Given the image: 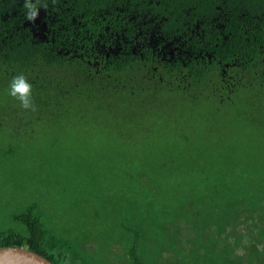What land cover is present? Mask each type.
Segmentation results:
<instances>
[{"label": "trees", "instance_id": "trees-1", "mask_svg": "<svg viewBox=\"0 0 264 264\" xmlns=\"http://www.w3.org/2000/svg\"><path fill=\"white\" fill-rule=\"evenodd\" d=\"M23 5L0 0V131L6 124L13 135L55 139L44 153L55 175L42 172L38 195L50 185L40 199L50 206L64 191L65 232L83 225L77 236L97 237L95 254L74 246L81 264H146L142 239L167 229L198 234L213 262L264 264V0H38L34 20ZM20 74L33 85L34 110L9 95ZM210 101L229 105L227 127L215 108L201 109ZM233 122L249 127L247 137L232 134ZM91 202V213L75 208ZM37 203L12 218L19 229L0 232V247L77 264L67 262L68 241L49 235ZM120 232L118 253L106 245Z\"/></svg>", "mask_w": 264, "mask_h": 264}, {"label": "rangeland", "instance_id": "rangeland-1", "mask_svg": "<svg viewBox=\"0 0 264 264\" xmlns=\"http://www.w3.org/2000/svg\"><path fill=\"white\" fill-rule=\"evenodd\" d=\"M164 49H168L167 53H170L172 51L171 45L169 44L164 47ZM155 50V49H154ZM156 51V50H155ZM4 104V103H3ZM2 104V105H3ZM215 104V106H214ZM180 105V103H179ZM178 105V107H179ZM13 107H19V104H14ZM215 108L216 113L219 114L220 119L217 118L218 124L223 123L224 127H227L226 121V112L229 110L228 104H221L218 105L214 101H210L204 104V107L201 109H209V108ZM22 108V107H21ZM232 108V107H230ZM232 110V109H231ZM233 111L235 113V109L233 108ZM17 121L23 122V118L19 117ZM45 122H49L53 124V118L47 117ZM27 123V122H26ZM235 122L230 124L229 130H232V134H238L239 132L247 137L246 132H249V127L244 128L243 126H237L236 124L233 126ZM8 127L16 126L21 127V124L16 125L10 123V121L7 122ZM6 125V124H5ZM3 126L4 130L7 128V126ZM217 125V124H216ZM2 128V132L0 133V232H7L9 229L13 228L14 230L19 229L18 223L13 222L12 218L17 214H20L22 211V207L26 205V203L34 204L35 202H38V214L41 217V220L44 225L47 226V230L49 235L54 236V238H57L59 234L62 236L64 241H68V245L71 247L69 249V258L67 259V262L71 263H77L81 264V257L79 256L78 252H76V249L74 246H76L79 249V246H86L87 244V250L91 251V253H87L88 255L95 254L94 253V247L97 246V237L93 236V238H90L88 241L84 237H86L85 234L82 235V238L77 236V233L80 231L84 232L85 230L88 231V227H85L83 225H79L77 231H71V232H65L66 228L71 227L72 225L69 223L70 218L72 217L71 214L68 215V212H66L65 215H63V203L67 202L63 201L65 198L64 191L60 192L61 195L56 200H52L51 205L48 206L45 203H41L40 199L45 198L47 196H50L52 192L54 191L53 188L50 185H47L44 189V195H38V188L37 185L45 184L47 181V176L42 173H48L47 175L54 176L55 169L53 168L51 172H48V170L45 168V156L44 153L49 152V149L51 148V145L54 142V140H49L47 144H45L46 140L49 139L50 136L48 135H38L35 133H26L25 135L19 133V130L16 135H13L12 132L7 133ZM225 130V128H224ZM64 127H61L60 133H63ZM231 135V134H230ZM38 137L40 138V141L38 140ZM31 141L33 142L32 145ZM254 144H257V141H253ZM208 146V144H205ZM52 155V153H51ZM51 155H49L48 158H51ZM44 158V160H43ZM50 160V159H49ZM51 161H55V159H51ZM58 161V160H57ZM32 173V175H28L30 178L33 179L34 182H32L31 185L28 187L23 186L21 181L25 180L28 176L23 177L26 174ZM46 177V178H45ZM53 179V178H51ZM108 188H102L100 189V193L104 195V191ZM84 200V199H83ZM107 202V201H106ZM109 202V201H108ZM76 205L75 208L81 209L82 213H91L95 211L96 206L95 203L91 202L89 205ZM76 210V209H75ZM99 218H103L101 212L99 211ZM199 211L196 214H192V219L194 222L198 224V218H199ZM208 212H205L207 214ZM115 219H117V226L120 224L119 222V216H116ZM208 219L205 217H202L201 221H207ZM133 223L132 221H129L128 224ZM16 224V225H14ZM127 224V225H128ZM92 227L95 228V224H92ZM187 228H191L190 225H186ZM214 228V227H212ZM137 230V229H136ZM136 230L134 231V228L131 229V232L135 235ZM123 233V232H122ZM121 234V232H120ZM118 235L111 236L110 238H107L109 243L106 245V247L112 248L113 251H116L118 253L122 252L120 251L121 244H119L117 239H123V236H126L121 234V238L116 237ZM141 236H143L141 234ZM197 235L194 233L188 234L187 230H184L183 232H180V229L174 234H169V229H167L165 232H162L159 237L154 235L153 237L150 236L145 241H141L143 245L141 246L143 249L141 252L147 254L146 264H221V262H224L225 259H219L217 262H213L214 256L211 255L210 258L206 254V249H204V245H201L200 242L204 241V239L198 238ZM84 238V239H83ZM114 239L113 242L109 241ZM117 240V241H116ZM138 236H137V242H138ZM87 241V242H86ZM103 242L104 240H99ZM163 242H166L163 244ZM198 242V244H197ZM229 242L233 243V239L229 238ZM172 244V248H168L169 244ZM99 244V243H98ZM104 248H103V247ZM100 247L99 253H102L104 250H106V247L102 245ZM142 248H135V250H139ZM214 249H219L218 247H215L214 245L210 248L211 253H213ZM151 250V252H149ZM204 252V258L199 261L198 260V251ZM239 252L244 253L243 250H239ZM50 254H54L56 258H61V252L55 249L50 250ZM63 254V252H62ZM66 258V254L64 253ZM110 255V254H109ZM112 258V257H111ZM109 258L108 260H110ZM114 258V256H113ZM115 259V258H114ZM122 260L123 262H120ZM119 262H114V264H126V262L123 259H120ZM78 261V262H77ZM95 262L94 260H89V262ZM100 262V261H99ZM102 262H106L102 261ZM128 263V262H127Z\"/></svg>", "mask_w": 264, "mask_h": 264}, {"label": "clouds", "instance_id": "clouds-1", "mask_svg": "<svg viewBox=\"0 0 264 264\" xmlns=\"http://www.w3.org/2000/svg\"><path fill=\"white\" fill-rule=\"evenodd\" d=\"M25 17L28 20H34L39 14L38 0H24ZM33 85L23 75L13 77L9 85V95L20 102L23 109H33L32 103Z\"/></svg>", "mask_w": 264, "mask_h": 264}, {"label": "water", "instance_id": "water-1", "mask_svg": "<svg viewBox=\"0 0 264 264\" xmlns=\"http://www.w3.org/2000/svg\"><path fill=\"white\" fill-rule=\"evenodd\" d=\"M0 264H54L27 247H0Z\"/></svg>", "mask_w": 264, "mask_h": 264}, {"label": "flooded vegetation", "instance_id": "flooded-vegetation-1", "mask_svg": "<svg viewBox=\"0 0 264 264\" xmlns=\"http://www.w3.org/2000/svg\"><path fill=\"white\" fill-rule=\"evenodd\" d=\"M34 23L38 24V20L37 21H34Z\"/></svg>", "mask_w": 264, "mask_h": 264}]
</instances>
